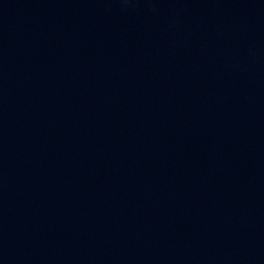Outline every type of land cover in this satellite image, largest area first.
I'll list each match as a JSON object with an SVG mask.
<instances>
[{"label":"water","instance_id":"obj_1","mask_svg":"<svg viewBox=\"0 0 264 264\" xmlns=\"http://www.w3.org/2000/svg\"><path fill=\"white\" fill-rule=\"evenodd\" d=\"M0 264H264V0H0Z\"/></svg>","mask_w":264,"mask_h":264}]
</instances>
